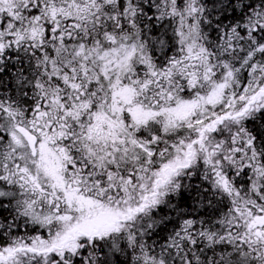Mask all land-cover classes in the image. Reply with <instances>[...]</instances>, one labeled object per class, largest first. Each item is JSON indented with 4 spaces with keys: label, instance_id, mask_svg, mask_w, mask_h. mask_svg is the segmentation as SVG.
<instances>
[{
    "label": "snow or ice",
    "instance_id": "obj_1",
    "mask_svg": "<svg viewBox=\"0 0 264 264\" xmlns=\"http://www.w3.org/2000/svg\"><path fill=\"white\" fill-rule=\"evenodd\" d=\"M0 264H264V0H0Z\"/></svg>",
    "mask_w": 264,
    "mask_h": 264
}]
</instances>
